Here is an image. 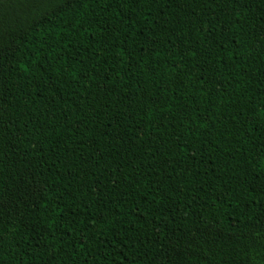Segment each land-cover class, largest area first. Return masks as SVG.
<instances>
[{"label":"trees","instance_id":"trees-1","mask_svg":"<svg viewBox=\"0 0 264 264\" xmlns=\"http://www.w3.org/2000/svg\"><path fill=\"white\" fill-rule=\"evenodd\" d=\"M0 264H264V0H0Z\"/></svg>","mask_w":264,"mask_h":264}]
</instances>
